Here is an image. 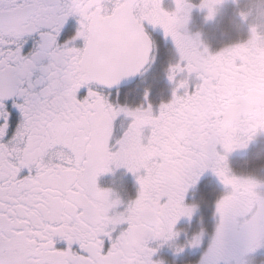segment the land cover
<instances>
[{
    "label": "snow or ice",
    "instance_id": "6c2138e0",
    "mask_svg": "<svg viewBox=\"0 0 264 264\" xmlns=\"http://www.w3.org/2000/svg\"><path fill=\"white\" fill-rule=\"evenodd\" d=\"M221 2L174 0L169 11L161 0H0V264H163L153 255L179 236L178 220L192 216L196 206L185 203L186 193L206 170L224 191L198 264H243L264 246L262 182L233 174L227 164L229 152L264 132V115L214 104L222 70L255 56V30L248 42L215 53L181 31L191 8L206 9L210 18ZM70 17L75 33L58 43ZM156 27L180 58L168 79L187 75L175 80L158 114L151 104L114 105L102 90L152 58ZM33 33L39 39L25 53ZM78 39L82 47L74 46ZM192 74L198 82L189 92ZM120 112L131 122L113 150L109 138ZM110 165L124 166L138 184L135 198L113 215L109 210L122 201L96 180ZM118 225L126 226L113 235ZM201 237L193 234L187 246L198 247ZM57 239L65 246L56 247Z\"/></svg>",
    "mask_w": 264,
    "mask_h": 264
},
{
    "label": "rangeland",
    "instance_id": "374dc122",
    "mask_svg": "<svg viewBox=\"0 0 264 264\" xmlns=\"http://www.w3.org/2000/svg\"><path fill=\"white\" fill-rule=\"evenodd\" d=\"M191 3L195 4L196 2L195 0H191ZM256 3H258V0H222L221 3L215 5L214 15L210 18L207 17V10L200 8L204 14L201 17L198 16L199 14H194L192 17V22L188 27V31L185 28H181V31L185 32L190 37L198 38L201 46L207 47L208 51L211 53H215L234 44L246 43L251 38V33L247 26V21L242 19L241 15L239 14V10L244 7H252ZM219 38L220 40H218ZM168 39L170 40V43H173L170 38ZM154 59L155 63L153 62L152 66L143 75L141 85L138 88L132 90L127 98L130 104L136 105L135 101L138 98L137 96L142 92L144 104L141 102L136 106L146 107L148 104H151L153 114H158L160 105L154 107L153 98L159 97L162 99L161 103H166L171 100L172 91L175 87V80L183 79L187 74L183 72L178 73L175 80L170 81L168 79L169 66L176 64L179 60L174 59L173 54L172 58H170L168 55L164 58L155 55ZM255 59L258 68L256 69L254 79L257 80L260 85L264 86V49L258 46L257 52L252 59L244 58L240 64H235L234 66L239 69L246 70V67L244 66L245 62L253 63ZM165 64H167V67ZM235 73L241 74V70L235 71ZM240 80L231 79V81H237V83H239ZM197 82L198 80L194 74L188 75L187 90L189 92L194 90V86ZM162 83L164 85L166 84L164 90L160 87ZM225 89L226 91L229 90L228 87H225ZM145 90H147V97H145ZM261 91L263 92L264 88H262ZM167 92H169V94H167ZM183 92V88L177 89V94H183ZM262 100L264 101V99ZM119 114L126 113L120 112L117 115ZM147 134L148 129H145V135ZM258 144L264 145V132H258L245 147L235 148L229 152L227 154V164L233 174L253 176L258 181H261L262 184L258 188V191L264 193V171L255 174H246L236 171L232 168V162L235 158L244 157L250 148ZM219 150L222 151V149ZM114 169L115 171L119 170L114 176L116 180L114 179L115 181L113 180L112 182L113 186L117 187V192L124 196L125 192L128 193L125 191V184L128 186L129 182H131L132 187L135 188V192L137 194L138 184L135 177L132 176V173L129 172L124 166L112 167V171ZM207 173V176L209 177L207 179L208 182L199 185L198 189L202 188L201 186H205V188L212 186L217 192L215 199L208 207L206 206L205 202L207 200V196H210V193H212L210 190L203 197L205 199H199L201 195L200 193L198 194L199 191L195 193L197 190L196 186H193L189 189L188 200L185 199V203L194 204L196 206L195 210L190 218L181 217L178 220L177 224L175 225V229L179 232V236L174 241H171V243L168 244L169 246L161 247L163 253L162 261L166 260V258L169 260L170 257L166 256L167 254L174 255V258L175 256L183 254L184 257L188 259V261H176L174 264H198L203 252L207 249L218 223V216L215 214V200L224 191V186L220 184L211 170H209ZM201 232V244L198 247L187 246V241L191 239L193 234ZM180 245L184 246V250L179 253L174 252V248ZM165 253L166 255H164ZM221 264H224V262L221 261ZM228 264H236V261L231 260L228 262ZM243 264H264V246L258 247L254 251L247 253L243 257Z\"/></svg>",
    "mask_w": 264,
    "mask_h": 264
},
{
    "label": "flooded vegetation",
    "instance_id": "af4514ba",
    "mask_svg": "<svg viewBox=\"0 0 264 264\" xmlns=\"http://www.w3.org/2000/svg\"><path fill=\"white\" fill-rule=\"evenodd\" d=\"M195 2L196 3L193 5H198L200 0H195ZM161 5L166 10L169 11L173 10L175 7L174 0H161ZM194 14H199L198 16L201 17L204 13L200 10L199 7L194 6L193 8H191L189 11L188 20L186 21V23L182 28H185L188 31V27L192 22V17L194 16ZM76 27H77L76 18L70 17L69 20L66 22V25L62 27L61 32L57 37L58 43H63L64 40L70 39L71 35L75 33ZM150 34L153 38L152 58L149 59V66L141 73L138 80L132 86L126 87L118 91L109 92L106 90H102V94L106 95L109 101L114 105L118 103L120 105H126L129 108H133V109L137 107L136 105L130 104L127 96H129L132 90L138 88L141 85L144 72L152 66L153 62L155 63V59H154L155 55L161 57H165L168 55L170 58H172V54H173L174 59L180 60L179 54L177 53L174 44L170 43V40L163 36L161 29H159L158 27L151 29ZM38 39L39 36L36 33H33L30 36L26 37L27 46L24 47L23 51L25 53L30 51L33 44ZM74 46L82 47L83 46L82 39L76 40L74 42ZM180 62L183 63L182 61ZM165 65L167 67V64ZM244 66L246 67V70L239 69L235 66H233L231 69L225 68L222 70V73L224 72V75L222 76L221 90L215 96L214 104H219L225 108H230L232 110L242 108L257 115L262 114L264 113V101L262 100L264 99V91L262 92L261 89L264 88V86L260 85L259 82L254 79L256 69L258 68L256 64V59L253 61V63L245 62ZM240 70H241V74L235 73V71H240ZM38 75H39V71L37 70L34 73V78L35 76ZM231 79H237V80L241 79V80L239 81V83H237V81H231ZM225 87H228L229 90L226 91ZM167 94H169V92H167ZM83 95H84L83 92H79L78 98H82ZM137 99H141V98H137ZM153 99H154V103H153L154 107L159 106L162 102V99H160L159 97ZM141 102L144 104L143 93H142ZM130 121H131L130 116H128L127 114H119L113 119L112 131L109 138V145L113 150L116 147H118L116 141L122 138L123 133L128 128ZM110 167L112 168L116 166L110 165ZM118 171L119 170L115 171L114 169L113 171L110 172H104L99 174L96 178L98 187L103 189H109L111 193L114 194V197H119L120 200L122 201L120 205H117L115 208L109 210V215H113L115 213L123 211L127 201L129 199L135 198L136 196L135 188H133V191L129 195L128 194L126 195L125 193V196L117 192L116 189L117 187L113 186L112 182L115 179L114 176ZM208 171L209 170H206L202 174L198 185L203 184L207 180ZM132 176L134 175L132 174ZM198 185H196V187ZM186 200H188V192L186 193ZM125 226L126 225L116 226L113 235L118 234V232ZM149 243L150 246L157 247L156 242H149ZM170 243L171 242L160 245L157 248L156 253L153 255V259H159L162 261L163 253L161 247L162 246L167 247L169 246L168 244ZM55 246L62 248L65 246V242L57 239L55 242ZM164 255H166V253ZM166 256L170 258L169 260L166 258V260L162 261L163 264H174V262L176 261L183 262V260H186L183 254L175 256V258L174 255L172 254H167Z\"/></svg>",
    "mask_w": 264,
    "mask_h": 264
},
{
    "label": "trees",
    "instance_id": "16d2710c",
    "mask_svg": "<svg viewBox=\"0 0 264 264\" xmlns=\"http://www.w3.org/2000/svg\"><path fill=\"white\" fill-rule=\"evenodd\" d=\"M164 58V57H163ZM163 88V90L166 87V84L163 83L160 86ZM138 98H141V94L137 96ZM140 99H137L135 101V104L139 102ZM232 168L236 171L242 172V173H248V174H255L260 173L264 171V145L258 144L254 147H252L247 154L244 157L235 158L232 162ZM211 191L210 196H207V200L205 202L206 206L209 207L210 203L215 199V196L217 195L216 189L210 186L209 188L205 186H202L200 188L198 194L200 193L199 199H205L203 198L208 191ZM132 191L131 188L128 187V192L130 193ZM205 191V192H203ZM203 195V196H202Z\"/></svg>",
    "mask_w": 264,
    "mask_h": 264
},
{
    "label": "clouds",
    "instance_id": "9594fccd",
    "mask_svg": "<svg viewBox=\"0 0 264 264\" xmlns=\"http://www.w3.org/2000/svg\"><path fill=\"white\" fill-rule=\"evenodd\" d=\"M243 20L247 21V26L252 35V30H255L256 37L258 39V45L260 48L264 49V0H258L252 7H244L239 10ZM258 115H264L258 114ZM114 197V194H112Z\"/></svg>",
    "mask_w": 264,
    "mask_h": 264
},
{
    "label": "water",
    "instance_id": "95a60500",
    "mask_svg": "<svg viewBox=\"0 0 264 264\" xmlns=\"http://www.w3.org/2000/svg\"><path fill=\"white\" fill-rule=\"evenodd\" d=\"M147 65H148V61L142 66V68L137 73L127 77H122L121 80L117 83V85L114 86V88H112L111 90L109 89H104V90L112 92L132 85L133 83H135L140 73L147 67Z\"/></svg>",
    "mask_w": 264,
    "mask_h": 264
}]
</instances>
